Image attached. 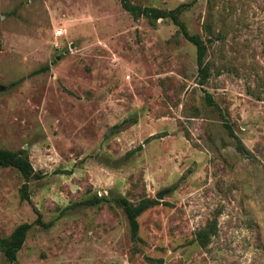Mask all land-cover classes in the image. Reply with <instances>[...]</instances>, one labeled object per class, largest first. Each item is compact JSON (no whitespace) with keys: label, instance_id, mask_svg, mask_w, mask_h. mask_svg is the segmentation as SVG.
I'll return each mask as SVG.
<instances>
[{"label":"rangeland","instance_id":"1","mask_svg":"<svg viewBox=\"0 0 264 264\" xmlns=\"http://www.w3.org/2000/svg\"><path fill=\"white\" fill-rule=\"evenodd\" d=\"M129 2L183 4L207 75L167 17L0 0V148L33 169L24 200L23 177L0 166V239L31 224L0 264H264V0ZM117 197L155 200L135 239Z\"/></svg>","mask_w":264,"mask_h":264},{"label":"trees","instance_id":"2","mask_svg":"<svg viewBox=\"0 0 264 264\" xmlns=\"http://www.w3.org/2000/svg\"><path fill=\"white\" fill-rule=\"evenodd\" d=\"M121 7L130 13L133 18L144 17L150 23L154 22L158 18H169L170 21L176 25L177 33H180L188 42H190L195 47V60L198 67L200 76L204 78L207 75L206 66L203 63V56L205 52V45L199 35L189 33L183 22L178 19V14L183 6L180 4L169 10H162L159 8L151 6H139L132 4L129 0H119ZM208 100H209V96ZM222 127L225 129L228 136L235 140V149L242 154L247 156L248 151L240 142L238 137L233 133L230 125L223 120ZM0 166H10L17 169L20 175L23 177L24 181L19 187V197L24 200H28V190L25 180L33 175V169L27 159L24 150L20 149L17 152L0 148ZM90 203V200H87ZM114 203L120 207L129 229V234L132 239L136 238L137 233V220L138 215L144 211L147 207L153 205L155 200L152 198H143L136 203H132L125 199L124 197L113 198ZM33 223H40L39 216L37 215ZM30 223H20L18 224L10 234L0 239V247L4 258L8 262H13L15 260V255L17 250L21 247L25 234L30 227ZM214 232V226L206 224L203 228L199 229L196 234V240L200 245H204L207 241L209 234Z\"/></svg>","mask_w":264,"mask_h":264},{"label":"built area","instance_id":"3","mask_svg":"<svg viewBox=\"0 0 264 264\" xmlns=\"http://www.w3.org/2000/svg\"><path fill=\"white\" fill-rule=\"evenodd\" d=\"M56 34H59V31H57Z\"/></svg>","mask_w":264,"mask_h":264}]
</instances>
